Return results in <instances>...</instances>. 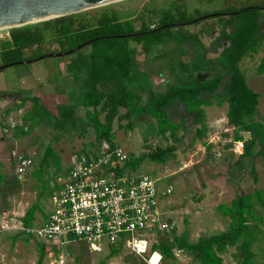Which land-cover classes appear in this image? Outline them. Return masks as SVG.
<instances>
[{"label":"trees","instance_id":"trees-1","mask_svg":"<svg viewBox=\"0 0 264 264\" xmlns=\"http://www.w3.org/2000/svg\"><path fill=\"white\" fill-rule=\"evenodd\" d=\"M248 1L251 3L241 7L231 6L208 13L201 9L191 13L187 0L174 1L168 7L155 6L141 14H124L109 5L93 14L82 11L10 29L9 37L0 39L2 65L54 59L47 68L48 82L58 91L67 92L68 102L58 105L51 100L47 104L42 97L22 91L20 103L0 116L1 126L15 138L30 136L37 127L50 126L61 134L86 133L93 128L95 139L80 155L90 160L107 143L112 158L102 169L123 175L137 171L143 158L129 157L127 163L120 166L114 155L119 149L115 141V122L118 121L119 128L133 131L140 121L153 119L152 136L164 138L168 146L151 149L145 158L163 164L177 157L181 144L184 145L179 133L187 132L189 118L197 126L195 136L201 139L199 144L210 150V145L202 138L208 129L205 107L227 104V120L234 135L228 148H232L233 143H242V156L254 157L258 145L264 150V122L256 119L261 95L250 88L240 63L246 56L264 50V0ZM209 21L214 22L208 28L191 29ZM215 27L219 30L216 40L220 42L215 49L219 52L216 60L210 57V48L201 38L214 33ZM166 44H173L180 58L169 68L165 90L156 91L151 72L138 59L139 51L147 56ZM48 54L63 56L44 58ZM63 63L65 72L60 66ZM257 73L264 75V57ZM12 98L13 93H0L2 100ZM27 105L30 106L22 116L23 123L12 130L8 125L9 116ZM79 108L86 109L85 122L78 117ZM173 108L179 110V121L171 116ZM124 121L126 125L122 124ZM54 140L58 141L59 136ZM51 159L62 171L61 154L50 143L40 160L41 165L44 167ZM4 178L5 174L0 171V185ZM38 210V203H34L20 218L25 227H32ZM217 210L231 220L227 231L201 237L196 243L190 241L188 234L178 236L174 231L172 238L155 243L147 257L158 252L162 261L176 260L174 250L180 249L199 264H224L223 255L230 247H236L241 254V264H255L257 255L253 248L262 232L260 226L264 224V217L260 215L264 212V190L240 194L230 206L221 204ZM19 233L14 242L22 235L32 240V235ZM122 249L112 248L108 257L119 254ZM38 250L36 264H44L51 249L39 242ZM52 251L59 254L56 248ZM140 264L147 263L142 260Z\"/></svg>","mask_w":264,"mask_h":264},{"label":"rangeland","instance_id":"rangeland-1","mask_svg":"<svg viewBox=\"0 0 264 264\" xmlns=\"http://www.w3.org/2000/svg\"><path fill=\"white\" fill-rule=\"evenodd\" d=\"M174 1L178 0H121L105 6L112 5L113 9L124 14H141L147 13V10L155 6L168 7ZM187 2L191 13L195 9L208 13L251 3L248 0H187ZM99 9L101 7L86 11H91L93 14ZM213 22L209 21L191 29L200 31L201 28L213 25ZM10 29L12 28L0 30V39L8 38ZM218 33L219 30L215 27L211 35L201 36L210 48V57L215 60L219 53L215 49L220 44L216 40ZM262 57L264 50L254 56L248 55L240 63V68L245 73L250 88L261 95L256 119L264 122V75L257 73ZM179 58L180 55L173 44L157 47L147 56L140 50L138 56L142 65L151 72L156 91L165 90L166 81L170 76L169 68L177 63ZM52 61L54 59H45L0 71V93H13L12 100L0 99V116H3L7 109L14 108L20 103L22 91H26L28 95L42 97L47 104H50L51 100L58 105H65L68 102L67 92L58 91L48 82L47 68ZM60 66L65 72L66 64ZM77 90L80 91L81 88L78 87ZM29 106H25L20 111H13L8 118V125H21L23 113ZM205 111L208 129L202 138L210 145V150L199 144L201 139L195 136L197 126L194 125L193 119L189 118L187 132L179 133L180 137L183 136L184 145L181 144L177 157L163 164L152 163L145 158L151 149L168 146L164 138L152 136V127L155 125L153 119L140 121L133 131L119 128L118 121L114 124L118 147L129 157L143 158L139 169L131 173L151 175L157 180V186L162 192L168 188L172 189L169 196L159 201V209L164 218L175 223V229L167 233V236L162 235L163 239L172 238L176 231L178 236L188 234L190 241L196 243L201 237L225 232L229 229L231 220L222 216L217 207L221 204L230 206L232 200L240 194L264 190V150L258 145L254 157H244L243 144L233 143V147L229 149L228 145L233 142L234 135L227 120L228 105L205 107ZM121 113L124 114L125 111L122 110ZM171 116L175 121L180 120L178 108L171 110ZM78 117L86 121L85 108L78 109ZM122 124L126 125L127 121ZM5 130L0 125V162L3 165L0 171L5 174L0 185V223L14 216L19 225L20 218L25 215L29 207L38 203L39 210L32 226L39 227L50 213V199L58 187V179L64 177V173L77 159V155L88 148L95 139V132L93 128H89L86 133L68 131L61 134L60 131H53L50 126H45L37 127L30 136L16 139L12 137L11 131ZM56 135L59 136L58 141L54 140ZM245 135L247 139L250 138L249 134ZM146 137L149 138L148 142ZM50 143L61 154L62 171H59L52 159L44 167L41 165L40 160ZM13 152L34 156V164L25 175L16 174ZM260 215L264 217V212ZM260 228L262 232L258 234V241L253 248L257 255L255 264H264V224ZM17 235L20 233L16 230L0 234V264H36L39 258V241L34 237L30 240L22 235L14 242ZM64 251L66 254L64 256L61 254L59 257L54 251L49 250L44 264H140L142 262L140 256L133 254L127 248L113 257H108L109 248L101 253L91 252L85 242H74L69 247L66 246ZM240 256L236 247H230L223 255L224 264H241ZM160 264L199 263L193 256L184 252L176 260H163Z\"/></svg>","mask_w":264,"mask_h":264},{"label":"built area","instance_id":"built-area-1","mask_svg":"<svg viewBox=\"0 0 264 264\" xmlns=\"http://www.w3.org/2000/svg\"><path fill=\"white\" fill-rule=\"evenodd\" d=\"M108 149L104 143L90 160L77 155L69 174L58 179L59 186L51 195V210L43 224L25 227L22 222L18 225L13 216L0 223V234L16 230L32 235L49 249H58L59 257L66 254V246L85 242L91 252L122 247L151 264L158 253L147 257L152 246L175 229V223L165 219L159 209L160 199L169 196L172 189L160 191L157 180L149 174L104 171L103 165L112 158ZM17 153L13 152L15 170L22 176L33 166L34 156ZM114 155L122 167L129 160L120 148ZM174 253L180 257L184 252L175 249ZM161 261L160 255L158 264Z\"/></svg>","mask_w":264,"mask_h":264},{"label":"water","instance_id":"water-1","mask_svg":"<svg viewBox=\"0 0 264 264\" xmlns=\"http://www.w3.org/2000/svg\"><path fill=\"white\" fill-rule=\"evenodd\" d=\"M121 0H0V30L17 28L63 17L93 8L102 7ZM63 54H48L47 57H58ZM33 61H20L0 66V71Z\"/></svg>","mask_w":264,"mask_h":264},{"label":"bare ground","instance_id":"bare-ground-1","mask_svg":"<svg viewBox=\"0 0 264 264\" xmlns=\"http://www.w3.org/2000/svg\"><path fill=\"white\" fill-rule=\"evenodd\" d=\"M159 259H160V254L159 253H156L151 261V264H158L159 262Z\"/></svg>","mask_w":264,"mask_h":264},{"label":"crops","instance_id":"crops-1","mask_svg":"<svg viewBox=\"0 0 264 264\" xmlns=\"http://www.w3.org/2000/svg\"><path fill=\"white\" fill-rule=\"evenodd\" d=\"M19 111H20V110H19ZM21 112H22V111H21ZM24 113H25V112H24ZM24 113H23V114H24ZM10 120H12V119H10ZM0 125H1V122H0ZM10 127H13V126L10 125ZM12 129H13V128H12ZM12 137L15 138L13 135H12ZM16 139H18V138H16ZM241 144H242V143H241ZM229 149H230V148H229ZM0 167H3V165H2L1 162H0ZM46 220H47V219H46Z\"/></svg>","mask_w":264,"mask_h":264}]
</instances>
